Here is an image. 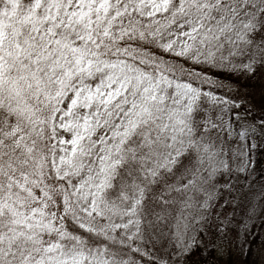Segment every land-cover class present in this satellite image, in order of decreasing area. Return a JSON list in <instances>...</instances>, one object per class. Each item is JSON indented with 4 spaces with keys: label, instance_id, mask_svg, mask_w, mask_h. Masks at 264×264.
<instances>
[{
    "label": "snow or ice",
    "instance_id": "snow-or-ice-1",
    "mask_svg": "<svg viewBox=\"0 0 264 264\" xmlns=\"http://www.w3.org/2000/svg\"><path fill=\"white\" fill-rule=\"evenodd\" d=\"M241 78L264 82V0H0V264L264 255Z\"/></svg>",
    "mask_w": 264,
    "mask_h": 264
},
{
    "label": "trees",
    "instance_id": "trees-1",
    "mask_svg": "<svg viewBox=\"0 0 264 264\" xmlns=\"http://www.w3.org/2000/svg\"><path fill=\"white\" fill-rule=\"evenodd\" d=\"M240 83L248 89L249 92L252 93L254 97V102L259 105L261 101V93L262 89H264V82H262L259 78L256 80H243L241 78ZM254 157L258 161H264V154H261L259 150L255 152ZM259 172V168L257 169ZM245 211V205L242 202L240 207L237 209L238 216H243ZM254 243V242H253ZM253 250L251 248V251H249L247 254H245V259L243 261V264H257V260L252 257ZM234 255V253L232 254ZM231 256L227 257V264H233V258ZM240 256V255H239ZM194 259L200 260L201 264H215L217 262L218 258L214 252L206 253V254H200L194 257ZM239 261V258H238Z\"/></svg>",
    "mask_w": 264,
    "mask_h": 264
},
{
    "label": "rangeland",
    "instance_id": "rangeland-1",
    "mask_svg": "<svg viewBox=\"0 0 264 264\" xmlns=\"http://www.w3.org/2000/svg\"><path fill=\"white\" fill-rule=\"evenodd\" d=\"M262 230H264V224H261L260 220L257 219L255 221V226L253 227V231L254 232H261ZM259 243H260V239L259 237H257L254 240V243L252 244L251 248L253 250L252 257L255 258L257 260V264H264V255L261 254L260 250H259ZM249 251H246V254ZM227 257L225 256L222 259H219V264H227ZM233 258V264H243V261L245 259V254L244 255H240L234 252V255H232ZM239 258V261H238Z\"/></svg>",
    "mask_w": 264,
    "mask_h": 264
}]
</instances>
